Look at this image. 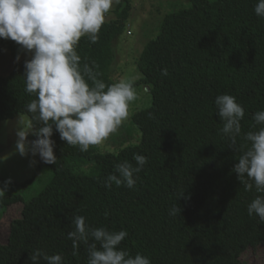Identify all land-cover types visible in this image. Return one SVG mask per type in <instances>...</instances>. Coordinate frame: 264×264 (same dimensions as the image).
I'll return each mask as SVG.
<instances>
[{
    "label": "trees",
    "instance_id": "obj_1",
    "mask_svg": "<svg viewBox=\"0 0 264 264\" xmlns=\"http://www.w3.org/2000/svg\"><path fill=\"white\" fill-rule=\"evenodd\" d=\"M189 1L165 16L160 33L141 52L138 82L150 85L152 103L132 115L139 142L118 152L95 146L85 152L54 132L57 163L39 159L33 177L21 186L28 187L44 168L51 172L48 183L29 200L22 192L4 191L0 197V219L24 202L21 216L11 221L8 242L0 243V264H31L30 253L37 248L62 254L65 264H87L86 246L74 255L67 238L75 215L93 227L126 229L120 247L148 256L151 264H251L243 253L264 243V222L247 211L259 194L245 190L232 169L246 150L244 134L260 127H252L254 113L264 110V18L255 14L257 0ZM131 9V0H121L97 42L81 38L77 49L82 63L95 62L106 84L117 81L114 40L126 29ZM5 48L16 57L27 53L0 38V51ZM25 60L0 76V119L25 112L35 99L25 91ZM165 68L168 75L162 76ZM224 93L245 107L237 138V145L245 146L241 150L229 146L220 132L215 99ZM134 154L148 158L135 187L103 186L117 163H134ZM78 158L76 164L92 165L89 172L72 166ZM176 204L181 213L170 215Z\"/></svg>",
    "mask_w": 264,
    "mask_h": 264
},
{
    "label": "clouds",
    "instance_id": "obj_2",
    "mask_svg": "<svg viewBox=\"0 0 264 264\" xmlns=\"http://www.w3.org/2000/svg\"><path fill=\"white\" fill-rule=\"evenodd\" d=\"M115 0H0V38L15 41L22 51L30 54L24 62L25 91L34 94L20 112L15 122V152L33 157L34 166L38 155L45 164H56L54 132L71 146H80L87 151L90 146L100 145L116 133L129 118L130 106L138 98L135 81L121 78L106 84L99 79L97 65L82 63L78 54L81 38L96 43ZM255 14L264 18V0H257ZM17 62L20 56L16 57ZM168 75L167 68L161 72ZM217 114L222 121L220 132L235 150L242 132L241 121L245 107L237 97L224 93L215 99ZM253 128L244 139L246 150L232 169L244 185L245 190L255 188V198L248 204L249 216H257L264 222V110L253 115ZM35 139H29V136ZM6 159V157H0ZM133 162L117 163L114 171L107 175L102 185L111 189L135 187L138 174L148 163L143 154H134ZM11 178L0 187L4 195ZM183 193L180 195L182 196ZM181 213L178 204L170 209V215ZM107 215V213H105ZM83 215L71 218L74 230L68 233L75 255L81 244L87 248V264H151V259L137 252L120 247L127 238L126 229L110 231L107 227H93ZM31 264H65L60 253L48 254L37 248L30 253Z\"/></svg>",
    "mask_w": 264,
    "mask_h": 264
},
{
    "label": "rangeland",
    "instance_id": "obj_3",
    "mask_svg": "<svg viewBox=\"0 0 264 264\" xmlns=\"http://www.w3.org/2000/svg\"><path fill=\"white\" fill-rule=\"evenodd\" d=\"M121 0H115L105 21L116 17L115 9ZM132 9L126 25V29L114 40V61L112 72L116 80L121 78L133 79L137 90L138 98L130 106L129 118L122 123L118 131L112 134L100 145H95L98 151L118 152L123 146L137 143L141 133L138 127L131 123L132 115L152 103L150 85L138 80L142 76L140 70L141 52L148 41L158 36L163 19L168 13L186 7L189 0H131ZM30 54L25 53L20 56L19 61L29 59ZM18 61V62H19ZM17 63L9 49L0 51V76L8 75ZM19 114L13 118L0 119V187H5V181L11 178V183L6 186V192H22L25 200H29L36 195L51 178V172L42 169L39 176L28 186L22 187L21 183L33 177L38 168L39 156L35 157L37 163L30 165L33 159L31 154L21 156L15 152V122ZM35 139V136H29ZM79 158L72 161V166ZM76 168L81 172H89L92 165L87 162L76 164ZM24 202H20L8 208L7 212L0 219V243H7L10 235L11 221L20 217ZM242 259L251 264H264V243L257 247H250L243 255Z\"/></svg>",
    "mask_w": 264,
    "mask_h": 264
}]
</instances>
